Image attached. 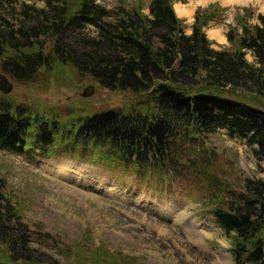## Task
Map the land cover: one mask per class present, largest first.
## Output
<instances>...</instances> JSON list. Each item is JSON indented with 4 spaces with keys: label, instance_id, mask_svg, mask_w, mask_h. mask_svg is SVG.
Masks as SVG:
<instances>
[{
    "label": "trees",
    "instance_id": "trees-1",
    "mask_svg": "<svg viewBox=\"0 0 264 264\" xmlns=\"http://www.w3.org/2000/svg\"><path fill=\"white\" fill-rule=\"evenodd\" d=\"M188 1L151 0L145 16L139 2L113 11L96 0H45L41 8L38 0H0V72L9 79L29 84L43 70L69 68L137 97L129 111L73 115L64 123L0 94V148L24 154L32 147L48 155L65 138L81 159L121 169V175L190 183L207 196L203 205L231 241L235 264H264V181L246 180L235 189L213 173L205 150V141L226 128L257 147L256 158L264 161V17L254 26L250 14L237 17V28L227 34L231 48L215 51L204 29L221 11L198 10L187 36L174 4ZM4 190L1 184L0 243L11 256L0 257V264H38L30 248L34 235ZM86 252L92 264L120 258L101 249Z\"/></svg>",
    "mask_w": 264,
    "mask_h": 264
},
{
    "label": "rangeland",
    "instance_id": "rangeland-1",
    "mask_svg": "<svg viewBox=\"0 0 264 264\" xmlns=\"http://www.w3.org/2000/svg\"><path fill=\"white\" fill-rule=\"evenodd\" d=\"M96 1L113 11L139 2L142 13H150L151 0ZM228 1L176 3L193 11L190 18L178 15L185 35L193 33L198 10L210 8L222 13L204 30L215 51L231 48L226 35L237 28V17L250 14L249 24H260L264 0H240L239 4ZM44 5L45 0H38L39 8ZM214 30L218 36L210 34ZM246 59L253 62L250 55ZM59 68L43 70L29 84L10 79L13 92L7 97L17 105L33 107L48 120L61 117L64 123H72L73 115L120 109L126 112L137 103L132 93L112 92L72 69ZM88 87L95 88L90 99L83 98ZM69 132L64 135L72 139ZM205 143V150L212 154V171L221 181L237 190L246 180L264 181V161L256 158V148L231 139L225 130ZM78 152L65 138L54 142L46 156L29 152L19 157L0 149V185L34 235L30 248L36 263L92 264V253L86 251L101 249L120 256L114 258L116 264H235L231 241L203 205L204 197L207 199L204 191L185 181L174 182L173 186L168 181L169 191L162 193L159 190L164 184L155 178L138 179L133 171L124 176L123 170L81 159ZM10 256L8 247L0 243V257ZM114 261L105 260L104 264Z\"/></svg>",
    "mask_w": 264,
    "mask_h": 264
},
{
    "label": "water",
    "instance_id": "water-1",
    "mask_svg": "<svg viewBox=\"0 0 264 264\" xmlns=\"http://www.w3.org/2000/svg\"><path fill=\"white\" fill-rule=\"evenodd\" d=\"M13 91V85L9 81V79L0 74V92H2L5 95H9ZM95 88L94 87H89L87 88L84 93L83 97L84 98H90L94 95Z\"/></svg>",
    "mask_w": 264,
    "mask_h": 264
},
{
    "label": "bare ground",
    "instance_id": "bare-ground-1",
    "mask_svg": "<svg viewBox=\"0 0 264 264\" xmlns=\"http://www.w3.org/2000/svg\"><path fill=\"white\" fill-rule=\"evenodd\" d=\"M239 2H240V0H229L228 1L229 4H239ZM263 6H264V4H263ZM175 11H176V14L179 15L180 17H185L186 16V18L187 17L190 18L193 15V11L192 10H189L186 6L180 5V4L175 6ZM210 34L212 36H218L219 32L214 30V31H211ZM76 175H78V177H81V173H78Z\"/></svg>",
    "mask_w": 264,
    "mask_h": 264
}]
</instances>
